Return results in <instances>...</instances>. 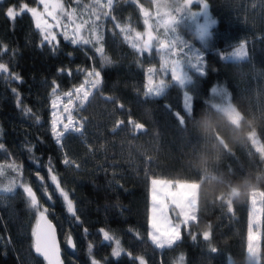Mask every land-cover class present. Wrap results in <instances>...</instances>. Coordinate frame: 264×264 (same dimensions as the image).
<instances>
[{"label": "trees", "instance_id": "trees-1", "mask_svg": "<svg viewBox=\"0 0 264 264\" xmlns=\"http://www.w3.org/2000/svg\"><path fill=\"white\" fill-rule=\"evenodd\" d=\"M34 1L0 0V63L8 68L0 70V189L13 180L17 184L13 193L0 196V264H44L32 251L37 209L29 206L23 185L33 189L39 210L46 208L55 225L62 264H244L250 194L264 193V0H202L214 19L209 38L202 43L181 21L176 32L199 51L206 74L189 69L190 83L180 86L167 78L165 92L147 98L146 68L156 67L158 57L130 46L118 29L146 26V8L153 0H111L106 14L100 9L84 25L87 31L91 26L96 30L87 45H73L63 33L49 38L51 43L43 40L37 18L28 11L15 19L6 15L9 7L19 13L21 5ZM87 1L64 0L77 17ZM156 2L178 14L176 0ZM241 41L247 57L223 59ZM97 47L110 64L103 63ZM181 53L176 52L178 57ZM93 70L101 72L102 80L74 113L80 131H69L58 144L51 129L52 98L95 79L88 75ZM17 75L20 80L14 79ZM216 85L227 93L235 118L212 106ZM184 93L189 97L186 109ZM25 108L31 112L26 114ZM118 121L122 123L110 132ZM51 175L69 194L75 215L67 211ZM152 178L197 185L193 220L188 225L174 220L181 239L164 248L147 235ZM234 186L242 193L235 198L229 194ZM260 197L259 254L264 264ZM101 229L113 239L105 241ZM116 241L118 257L113 256Z\"/></svg>", "mask_w": 264, "mask_h": 264}, {"label": "rangeland", "instance_id": "rangeland-1", "mask_svg": "<svg viewBox=\"0 0 264 264\" xmlns=\"http://www.w3.org/2000/svg\"><path fill=\"white\" fill-rule=\"evenodd\" d=\"M176 1L178 14L170 11L169 6H163V4L159 6L157 5L156 0H153L151 7L146 8L149 12V15L145 21L147 27L143 26L141 29H136L129 28L126 25L125 28L120 30L118 29L119 33L130 46L135 44L136 50L145 52H149L146 46H150L151 51H153L158 57L159 63L156 67L146 68L145 86L149 83V78H151L153 85L161 80L166 83V79L168 78L170 82H175L182 86L179 82V76L182 73H186L188 75L189 69L195 70L191 67V65H194L195 63L198 64V66L200 65L199 61L195 60V56L197 55L196 50L189 48L190 46L187 45L183 41L180 34L176 32V22L181 21L184 26L190 28H187L188 30H192L193 34L199 41L204 43L209 38V29L213 25L212 21H214V19L209 14L208 9L207 21L205 20L203 14L194 16L195 13L201 12L202 3H204L202 0ZM45 3L48 4L47 9L45 8ZM45 3H41V0H35L32 6H27L29 9L35 8L37 10V21L41 24V27L45 29L44 32L41 31L43 40L44 35H48L49 38H51L57 33L66 34L71 39L76 38L77 29H79V35L87 39L89 34L91 32H96V30H94L92 26L89 31L85 30L84 25L86 22L92 21V16L99 15L101 11L100 9H102L104 14H106L105 12L110 5L109 0H89L86 4L80 6L81 13L79 17H77L75 12H73L72 6L68 3L65 5L64 0H45ZM88 7L91 8L90 11L86 9ZM85 9L86 12H84ZM44 11L51 12L56 21L52 22L48 20L43 15ZM201 25H205L207 28V31L203 37H201L199 33V26ZM178 35L179 37L177 38L176 36ZM176 38L179 39L178 41L180 42L179 48H177L178 46L176 45ZM238 46L239 44L227 49L225 54H222L221 56H228L234 50V48ZM177 51L182 52L181 57H178L176 54ZM162 67L166 68L167 71H162ZM149 69H151V72ZM92 80H94V77L85 79L84 82H82V84L76 88L63 93H57L53 96L50 113L51 129L54 120L58 121V131H63L64 125L69 123H71L72 128H78V119L74 113L88 97H85L84 93H91L92 86L90 81ZM213 88L217 89L215 93L212 91ZM211 94V104L213 107L223 112L230 119H233L237 116L236 111L230 104L228 95L222 86L216 85L212 87ZM184 96H186L185 93ZM53 103H55V107H53ZM252 143L256 146V148H258L257 139L254 137L252 138ZM153 179L166 182V184L158 183L157 185H152L151 181ZM196 186V184L186 181H170L157 178H152L149 180L147 235L151 242L152 238L149 236L150 232L158 236L160 233L164 232L165 229L175 227L174 220H180L183 222L184 217L182 213L189 214L191 217H193L192 207ZM154 188L157 194V199L155 201L152 198ZM169 188L171 191L178 193L180 207H176L171 198L165 197V192ZM260 194L258 195L256 192H252L250 194V209L247 217L246 232V251L247 244L249 242V233L251 232L253 237H255L253 243L258 248V253L261 222ZM253 199L255 200V203L252 202ZM150 217L154 218V222H150ZM164 217H167V222H165ZM157 227L159 228V231H157Z\"/></svg>", "mask_w": 264, "mask_h": 264}, {"label": "snow or ice", "instance_id": "snow-or-ice-1", "mask_svg": "<svg viewBox=\"0 0 264 264\" xmlns=\"http://www.w3.org/2000/svg\"><path fill=\"white\" fill-rule=\"evenodd\" d=\"M41 3H45V0H41ZM109 3H111V0H109ZM45 8L46 9L48 8L47 3H45ZM207 9H208V5L206 3H202L201 12L195 13L194 16H198V15L203 14L205 17V20L207 21L208 20ZM24 11H29L32 13V15L34 17H37V10L35 8L28 9L27 5H21V10L19 13L14 11L13 7H9L6 15L11 19H15V17L17 15H22ZM49 15H52V13L49 12ZM97 19H99V17H97ZM212 23H214V21H212ZM36 27L40 28L42 32L45 31V29L41 27V24L39 22L36 24ZM206 31H207V28L205 25L199 26V33H200L201 37H203L205 35ZM52 39L54 40L55 37L53 36ZM65 39H68V37L65 36ZM95 39L100 40V39H102V36H96ZM44 40L49 41V43H51L48 35H44ZM91 42H92L91 40L85 39L83 36L79 35V29H77L76 38L71 39V43L73 45H76L78 43H83V44L87 45V44H90ZM132 47L135 48L136 45L132 44ZM146 48L149 52H151L150 46H146ZM96 52L101 53L102 61L104 64H110L111 63V61L108 59V57L103 55L102 47H97ZM197 53H199L198 50H197ZM247 55H248V53L246 50V44L244 41H241L239 43V46L235 47L234 50L228 56H224L223 59L244 60L247 57ZM195 60L196 61L202 60V56L197 54L195 56ZM191 67L193 69H195V71L197 73H199L200 75L206 74V73H204L202 68L200 66H198V64H196V63L194 65H191ZM0 70H2L3 72H8V68L3 63H0ZM161 70L165 71V72L167 71V69L164 67H162ZM149 71L151 72V69H149ZM88 75L89 76H92V75L95 76V79L90 81V83H91L92 88H98L99 85L101 84V80H102L101 72L93 70L92 72H89ZM14 79L20 80L21 78L17 75V76H14ZM191 80L192 79L186 73H182L179 76V82L181 85H185L186 83H190ZM145 87H146V91H145V97L146 98L149 96L159 97L165 92L168 85L166 83H164L163 80H161L158 83L153 85L151 82V78H149V83ZM13 91L15 92V89H13ZM55 91H56V89L53 88V92H55ZM212 91L215 93L217 91V89L213 88ZM84 95H85V97H87L89 95V93L85 92ZM188 100H189V97L185 96L184 97V104H183L184 108L190 107ZM17 106L19 107V96H17ZM53 107H55V103H53ZM193 110H195V108ZM24 112L26 114L30 113L31 109L25 108ZM57 123H58V121H56V120L53 121L52 133H53V136L55 137L56 142L58 144L60 143L61 138L66 133H68L69 131H75V132L80 131L79 128H75V129L72 128L71 123L65 124L63 131H58L57 130ZM0 148H3L2 144H0ZM29 151H31V149H29ZM64 163L70 164L72 162L68 159H65ZM9 167L15 168V165H9ZM50 171H51V169H50ZM2 174H3V172H2V170H0V175H2ZM51 180L54 183H56L57 189L60 191V194L62 195L63 200L66 204L67 211L69 213L75 215L74 204H73V201L69 198V194L66 191H64L62 188H60V185L57 182V177L55 175H51ZM151 183H152V185H157L158 183L166 184V182L157 181L155 179H153L151 181ZM16 187H17L16 182L14 180L10 181L9 185L7 187L0 189V196H3L5 193H8V194L13 193ZM22 187H23L24 193L29 198V206L31 208L37 209L38 223L41 220H43L44 225H45L44 227L40 228L39 230L36 227H34L32 230L34 251L37 255L42 256L44 258V260L47 262V264H59L58 249L56 248V245H55L52 226H51V223L47 221V218L45 215V213L47 212V209L45 208V209H43V211L39 210L37 196L34 193L33 189L27 185H23ZM260 195L262 197H264V193H261ZM165 197L171 198L172 201L174 202L175 206L180 207L179 201H178V193L171 191L169 188L165 192ZM152 198L154 201L157 199V194H156L155 188L153 189V197ZM252 202L255 203V200L253 199ZM229 210L231 211V207L229 208ZM182 215L184 217V219H183L184 225H188L189 221L193 220V217H191L189 214L182 213ZM78 219L79 218L77 217V220ZM164 220H165V222H167V217H164ZM150 222H154V218L150 217ZM100 231L103 233V238L105 241H109V240L113 239V237L110 236L109 233L107 231H105L104 229H101ZM157 231H159L158 227H157ZM149 236L152 238L153 244H155L158 248H164L165 246H171L175 242H177L181 239L180 226L177 225V226L172 227L170 229H165V231L160 233V235H158V236L154 235L152 232H150ZM209 236H210L209 231H205L203 233V237L205 240H208ZM192 239L195 240L196 236L193 235ZM254 240H255V237H253V235L250 232L249 237H248L249 242L247 244V251L250 253H258L257 252L258 248L253 243ZM68 243H69V245H72L73 241H72L71 237H69ZM116 245H117L116 248L113 250V256L118 257L121 254V249L119 247V241H116ZM91 247H92V245H89V250H91ZM211 252L215 253V252H217V249L211 248ZM92 264H98V262L93 260ZM141 264H144L143 260H141Z\"/></svg>", "mask_w": 264, "mask_h": 264}, {"label": "water", "instance_id": "water-1", "mask_svg": "<svg viewBox=\"0 0 264 264\" xmlns=\"http://www.w3.org/2000/svg\"><path fill=\"white\" fill-rule=\"evenodd\" d=\"M29 12V11H28ZM29 14L34 18V16L32 15L31 12H29ZM43 15L50 21L52 22H55V18L53 15H49V12L47 11H44L43 12ZM106 98V97H104ZM175 118L180 122V124L182 125V119L180 117V115L177 113V112H173ZM128 122H130V120H128ZM122 122L118 121L115 123V126L110 130V132H113L116 128L119 127V125L121 124ZM137 132V130H135V133ZM46 215V218H47V221L51 223V226H52V230H53V236H54V241H55V245H56V248L58 249V259H59V264H62L61 262V250H60V244H59V240H58V236H57V232H56V228H55V225L53 224V222L49 219V217L47 216V214L45 213ZM44 221L41 220L39 223H38V217L36 218L35 220V223H34V227H36L38 230L42 227H44ZM32 243H33V236H32ZM32 251H33V254L37 257H39L43 262L44 264H47V262L44 260V258L42 256H39L35 253L34 251V248L32 246Z\"/></svg>", "mask_w": 264, "mask_h": 264}, {"label": "clouds", "instance_id": "clouds-1", "mask_svg": "<svg viewBox=\"0 0 264 264\" xmlns=\"http://www.w3.org/2000/svg\"><path fill=\"white\" fill-rule=\"evenodd\" d=\"M230 196L235 198L240 196L241 189L239 187H233L230 190ZM244 264H260V254L259 253H250L246 251L245 257H244Z\"/></svg>", "mask_w": 264, "mask_h": 264}]
</instances>
